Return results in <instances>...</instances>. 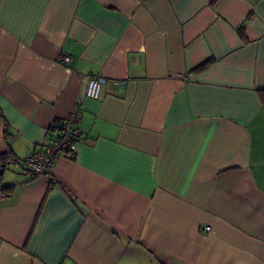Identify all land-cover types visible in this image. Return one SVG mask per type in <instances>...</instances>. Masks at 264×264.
Returning a JSON list of instances; mask_svg holds the SVG:
<instances>
[{
	"label": "crops",
	"instance_id": "0c3cea01",
	"mask_svg": "<svg viewBox=\"0 0 264 264\" xmlns=\"http://www.w3.org/2000/svg\"><path fill=\"white\" fill-rule=\"evenodd\" d=\"M0 193V264H264V0H0Z\"/></svg>",
	"mask_w": 264,
	"mask_h": 264
},
{
	"label": "built area",
	"instance_id": "2783aa9c",
	"mask_svg": "<svg viewBox=\"0 0 264 264\" xmlns=\"http://www.w3.org/2000/svg\"><path fill=\"white\" fill-rule=\"evenodd\" d=\"M68 60V54L60 55V61ZM103 81L104 78L101 76H90L85 88L86 97L97 99ZM79 118V108H75L59 123V133L46 146L37 148L21 159L24 169L33 176L45 174L51 169L54 159L60 153L65 150L75 151L81 135L77 126Z\"/></svg>",
	"mask_w": 264,
	"mask_h": 264
},
{
	"label": "trees",
	"instance_id": "16d2710c",
	"mask_svg": "<svg viewBox=\"0 0 264 264\" xmlns=\"http://www.w3.org/2000/svg\"><path fill=\"white\" fill-rule=\"evenodd\" d=\"M205 64H207V63L202 64V65L200 66V68H203V67L205 66Z\"/></svg>",
	"mask_w": 264,
	"mask_h": 264
}]
</instances>
